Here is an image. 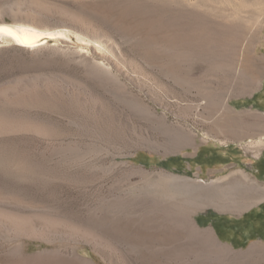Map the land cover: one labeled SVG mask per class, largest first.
I'll return each mask as SVG.
<instances>
[{
	"label": "rangeland",
	"instance_id": "374dc122",
	"mask_svg": "<svg viewBox=\"0 0 264 264\" xmlns=\"http://www.w3.org/2000/svg\"><path fill=\"white\" fill-rule=\"evenodd\" d=\"M17 10L91 43L0 39V264H264L199 223L247 209L254 178L170 168L206 142L258 151L264 0H0Z\"/></svg>",
	"mask_w": 264,
	"mask_h": 264
},
{
	"label": "crops",
	"instance_id": "0c3cea01",
	"mask_svg": "<svg viewBox=\"0 0 264 264\" xmlns=\"http://www.w3.org/2000/svg\"><path fill=\"white\" fill-rule=\"evenodd\" d=\"M263 139L259 141L260 144H256L259 148L255 152L239 145L206 142L200 144L191 155H177L170 159V168L176 171L181 169L185 173L189 172L200 177L202 181L223 175L228 167L236 168L239 166L234 175L239 173L241 177L246 179H249L247 176L249 175L259 184L257 190L249 196H253L256 201L247 206L248 208L244 211L238 214H223L211 210L201 214L199 218V223L212 227L221 242L235 249L246 248L252 243L264 244ZM237 189L238 192L234 195L235 200L232 203L213 202V204L221 209L231 205H240V202L247 197L244 190L239 187Z\"/></svg>",
	"mask_w": 264,
	"mask_h": 264
},
{
	"label": "bare ground",
	"instance_id": "6f19581e",
	"mask_svg": "<svg viewBox=\"0 0 264 264\" xmlns=\"http://www.w3.org/2000/svg\"><path fill=\"white\" fill-rule=\"evenodd\" d=\"M29 1H33V0H29ZM34 1L41 2L42 0H34ZM30 13L27 12L26 14H24L23 12L21 13L19 10L18 16L21 17H19L17 21L14 22V24H8L3 19H0V28H7L11 30V34H6L5 32L0 31V39L4 41L12 42L20 47L33 48L36 47L37 44L45 37H51V38L67 37L69 33H72L76 35V38L79 42L91 43V41H89L87 38L77 35L75 31L60 30V31L51 32L48 29H46L44 26L42 27L39 23H37L35 15ZM94 42L96 45V49L101 50L102 44L98 41H94ZM223 107L224 109L228 110V106L226 103H223Z\"/></svg>",
	"mask_w": 264,
	"mask_h": 264
},
{
	"label": "snow or ice",
	"instance_id": "6c2138e0",
	"mask_svg": "<svg viewBox=\"0 0 264 264\" xmlns=\"http://www.w3.org/2000/svg\"><path fill=\"white\" fill-rule=\"evenodd\" d=\"M0 31L5 32L6 34H11V30L7 28H0Z\"/></svg>",
	"mask_w": 264,
	"mask_h": 264
}]
</instances>
